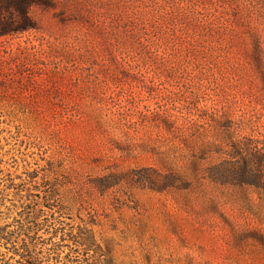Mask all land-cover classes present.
<instances>
[{
  "label": "rangeland",
  "instance_id": "obj_1",
  "mask_svg": "<svg viewBox=\"0 0 264 264\" xmlns=\"http://www.w3.org/2000/svg\"><path fill=\"white\" fill-rule=\"evenodd\" d=\"M36 1L0 35V226L42 264H264V191L206 176L264 139V0Z\"/></svg>",
  "mask_w": 264,
  "mask_h": 264
},
{
  "label": "trees",
  "instance_id": "obj_2",
  "mask_svg": "<svg viewBox=\"0 0 264 264\" xmlns=\"http://www.w3.org/2000/svg\"><path fill=\"white\" fill-rule=\"evenodd\" d=\"M32 2L37 1L0 0V13L4 9H12L21 15L19 27H11L13 23L0 24V35L28 27V24H30L28 8ZM226 153V157L208 166L207 178L221 184L252 185L256 189L264 191V139L249 138V140L245 141H233ZM7 225L0 226V264H42V258L37 254L41 249L37 251V243L32 241L34 237L29 236V240L27 236L20 237L21 226L17 229H8ZM82 240V244L87 251L91 249L92 241L88 237H83ZM1 245H4L7 250H1ZM57 250L53 249L51 251L56 258L55 264H59L57 261L60 254H58ZM9 251H11L10 254L8 253ZM7 254L8 256L5 258ZM17 254L19 257L16 256ZM10 259H14V262ZM84 260H86L85 264L111 263L110 259L106 260L103 257H99L94 261H88V258Z\"/></svg>",
  "mask_w": 264,
  "mask_h": 264
}]
</instances>
